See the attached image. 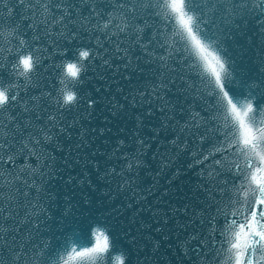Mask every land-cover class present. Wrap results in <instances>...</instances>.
I'll list each match as a JSON object with an SVG mask.
<instances>
[{"label": "snow or ice", "instance_id": "1", "mask_svg": "<svg viewBox=\"0 0 264 264\" xmlns=\"http://www.w3.org/2000/svg\"><path fill=\"white\" fill-rule=\"evenodd\" d=\"M0 264H264V0H0Z\"/></svg>", "mask_w": 264, "mask_h": 264}, {"label": "water", "instance_id": "2", "mask_svg": "<svg viewBox=\"0 0 264 264\" xmlns=\"http://www.w3.org/2000/svg\"><path fill=\"white\" fill-rule=\"evenodd\" d=\"M148 180H149V182H150L151 178L149 177Z\"/></svg>", "mask_w": 264, "mask_h": 264}]
</instances>
